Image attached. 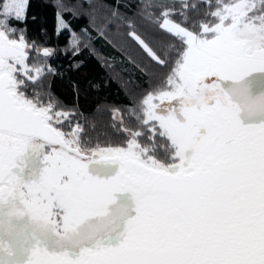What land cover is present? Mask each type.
<instances>
[{
    "label": "snow or ice",
    "instance_id": "snow-or-ice-1",
    "mask_svg": "<svg viewBox=\"0 0 264 264\" xmlns=\"http://www.w3.org/2000/svg\"><path fill=\"white\" fill-rule=\"evenodd\" d=\"M29 7L0 0V264H264V0H57L147 58L107 125L45 84Z\"/></svg>",
    "mask_w": 264,
    "mask_h": 264
},
{
    "label": "trees",
    "instance_id": "trees-1",
    "mask_svg": "<svg viewBox=\"0 0 264 264\" xmlns=\"http://www.w3.org/2000/svg\"><path fill=\"white\" fill-rule=\"evenodd\" d=\"M67 2L74 4L77 0ZM125 2L121 0L120 10L131 16L133 9H125ZM107 3L114 4L115 0H107ZM57 10V0H30L27 20L18 27L26 30L29 42L35 41L40 47L54 50V55L47 58L54 72L44 81L50 84L51 92L67 107L76 108L85 116L95 115L101 125H107L110 113L104 111L105 108L129 106L147 89L149 78L136 66L143 67L147 58L141 59L132 51L139 49L134 41L126 38V28L119 29L125 33L124 37L117 35L114 25L101 35L99 18L93 23L80 9H77L78 15L63 13L71 31L58 33ZM72 32L79 37L78 51L69 44ZM130 54L135 63L129 61ZM104 130V127L98 129Z\"/></svg>",
    "mask_w": 264,
    "mask_h": 264
}]
</instances>
